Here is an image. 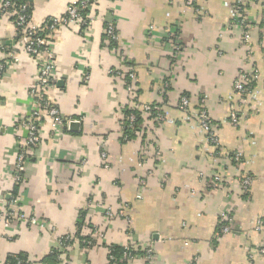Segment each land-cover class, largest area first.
Returning <instances> with one entry per match:
<instances>
[{
  "label": "crops",
  "instance_id": "obj_1",
  "mask_svg": "<svg viewBox=\"0 0 264 264\" xmlns=\"http://www.w3.org/2000/svg\"><path fill=\"white\" fill-rule=\"evenodd\" d=\"M32 1L34 23L41 24L75 0ZM238 1L196 0L188 6L187 0H99L98 14L116 25L115 47L105 42L102 20L86 39L74 25L57 30L52 45L60 82L51 96L73 122L54 137L44 125L43 142L19 188L12 169L37 64L15 38L11 21L0 18V40L8 53L19 55V63L0 76V213L17 192L19 207L47 224L18 222L8 231L0 224L1 264L20 254L39 264L57 239L75 235L88 200L95 198L122 209V217L108 228L104 244L65 252L59 264H106L105 245L129 242L152 244L151 264H264V227L256 229L264 220V2L240 0L246 25L239 27L233 25L240 18ZM85 64L92 68L88 84L81 77ZM110 68L135 74L134 94L107 73ZM252 68L259 78L245 98L235 82ZM182 96L191 102L186 111L179 108ZM133 97L141 106H160L165 119L155 123L145 115L135 136L123 142V112L132 109ZM202 102L213 120L215 145L198 124ZM238 151L243 159L237 169L232 159ZM240 175L253 177L249 192ZM215 176L220 184L212 183ZM222 212L233 216L234 226L221 236Z\"/></svg>",
  "mask_w": 264,
  "mask_h": 264
},
{
  "label": "built area",
  "instance_id": "obj_2",
  "mask_svg": "<svg viewBox=\"0 0 264 264\" xmlns=\"http://www.w3.org/2000/svg\"><path fill=\"white\" fill-rule=\"evenodd\" d=\"M262 1L264 2V0ZM195 2L196 0H187V5L194 6ZM241 5L242 2L239 0L237 3V12L240 18H238L233 25L245 27L246 21L241 16ZM98 6L99 0H75L67 6L62 15L53 17L44 23L36 24L33 20V2L24 0H0V18H7L11 21L15 28V38L23 44V51L37 64L36 79L28 92L30 107L21 122V128L24 130L25 135L19 141L16 163L12 169V180L17 188L24 185L27 165L43 142L44 125L48 123L51 136L54 137V133L58 128H69L70 124L73 122L61 113L57 103L54 102L51 96L52 91L56 89L57 84L60 82L52 45L54 33L61 28L74 25L78 27L79 34L86 39L91 34L90 32L94 24L102 20L104 22L103 36L106 44L110 46L113 45L114 47V45L120 42L116 25L113 21L104 20V18L98 14ZM250 40L251 34L247 30L244 35L246 46H249ZM178 50L177 48L176 51ZM13 63H19V55L8 53L4 43L0 40V76L3 75ZM81 72L82 81L88 84L92 79V68L89 64H85V70L83 69ZM107 73L110 76L123 79L129 94H134V86L129 82V80L132 81L135 79V74L132 71L110 68ZM240 77L241 78L235 82V89L246 98L250 93L252 84L259 78V70L258 68H252L250 71H242ZM190 103V99L187 96H182L179 101L180 110L186 111ZM132 109L141 113L142 117L145 115L151 116L155 123H161L165 119L161 108L157 105L141 106L137 98L134 97ZM231 121L234 125H238L239 119L237 113L233 112L231 114ZM136 122L137 119L135 115L129 116L127 123L123 121L120 127V134L123 142L130 141V134L135 130ZM198 124L206 133L208 141L211 144H217L218 140L214 131L213 120L206 108L205 102H202L200 106ZM161 154L162 153L158 150L154 152L155 157H160ZM101 158L104 169H109L107 153L102 152ZM242 159V151H238L234 154L232 161L237 169L241 166ZM221 181L222 179L220 176H215L212 179V183L215 184H220ZM240 181L242 189L245 192H249L253 185V177L240 175ZM99 183L100 181L98 184ZM19 204L20 199L14 193H11L5 200L4 209L0 213V224L3 226L4 230L8 231L13 223L18 222L26 223L31 227L46 228L47 224L42 222L38 216L26 214L19 207ZM93 213L95 214L93 215ZM100 215L101 219L98 218ZM122 215V209L117 212L99 198L89 199L78 221V226L83 225L84 233L82 237L84 239L82 241H77L74 235L68 234L56 240L55 248L64 252H70L76 248L92 251L105 242L108 228L113 226L118 216L122 217ZM127 220L130 222L128 218ZM233 226V216L227 212H222L219 217L220 235L231 233ZM263 227L264 220H260L256 229L260 231ZM121 247H124L125 250L120 260L122 264H124V262H126V264H151L153 261L154 248L152 244L140 246L129 242ZM52 251L53 249L50 250L49 254ZM137 251L142 252L143 255L138 257L133 256V253ZM261 253H264V250H262ZM111 254L112 251L108 250V260L106 264H112V261H114V257ZM15 259V263L7 260L4 264H31V261H33L29 256L22 258L16 256ZM1 261L0 258V264ZM39 264L45 263L39 262Z\"/></svg>",
  "mask_w": 264,
  "mask_h": 264
},
{
  "label": "trees",
  "instance_id": "obj_3",
  "mask_svg": "<svg viewBox=\"0 0 264 264\" xmlns=\"http://www.w3.org/2000/svg\"><path fill=\"white\" fill-rule=\"evenodd\" d=\"M24 1H31V2H33L32 0H24ZM241 8L240 9H243L242 7V5L240 6ZM241 16L245 19V17H244V13L242 12V10H241ZM113 46V45H112ZM116 45H114V47H115ZM129 82H131L132 84H133V86H134V83H135V79L134 80H132V81H130L129 80ZM188 97V96H187ZM189 98V97H188ZM158 107H160V106H158ZM124 123L126 122L127 123V121H128V117L129 116H131V115H135L136 116V119H137V124H135L136 126H135V130L134 131H132L131 132V134H130V140L135 136V134H136V132H138V126H139V124H140V122H141V120H142V115H141V113H139V112H137V111H134L133 109H127V110H124ZM17 194V192H15V195ZM85 228H86V226H85ZM83 233H84V230H83V225H81V226H78L77 227V231H76V233H75V235H74V238H75V240H79V241H82L84 238L82 237V235H83ZM82 246V245H81ZM83 247V246H82ZM105 247L108 249V250H110V251H112V256L114 257V261H112V264H122L121 262H120V260H121V258L123 257V255H124V252H125V250H124V247H121V246H115V245H105ZM65 252L64 251H59V250H57L55 247L53 248V251L50 253V254H48L47 256H45L44 258H42L41 259V261L40 262H42V263H45V264H59L60 263V261H61V256L64 254ZM134 255L133 256H141V255H143V253L142 252H140V251H137V252H134L133 253ZM27 255L26 254H20V255H18L17 257H20V258H22V257H26ZM16 256H11L8 260H10V261H12L13 263H15L16 262ZM89 264V263H88ZM124 264H126V262H124Z\"/></svg>",
  "mask_w": 264,
  "mask_h": 264
}]
</instances>
